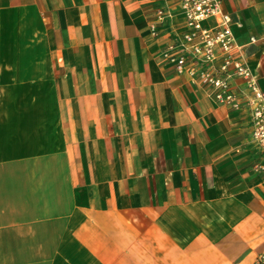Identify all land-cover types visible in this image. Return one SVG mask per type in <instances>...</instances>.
<instances>
[{"label":"crops","instance_id":"obj_1","mask_svg":"<svg viewBox=\"0 0 264 264\" xmlns=\"http://www.w3.org/2000/svg\"><path fill=\"white\" fill-rule=\"evenodd\" d=\"M220 1L264 95V0ZM185 31L177 0H0V264L264 256V155L164 59Z\"/></svg>","mask_w":264,"mask_h":264},{"label":"built area","instance_id":"obj_2","mask_svg":"<svg viewBox=\"0 0 264 264\" xmlns=\"http://www.w3.org/2000/svg\"><path fill=\"white\" fill-rule=\"evenodd\" d=\"M177 3L186 31L167 44L164 59L177 75H187L218 105L234 111L247 109L253 126L252 138L264 151V95L246 61L245 46L234 40L230 16L222 13L220 0H177ZM167 15L163 9L156 11V20L150 23L152 35ZM212 17L217 18V23L204 26ZM257 41V37H250L249 44ZM235 79H240L241 85L237 86ZM253 168L263 172L264 161ZM256 264H264V256H259Z\"/></svg>","mask_w":264,"mask_h":264},{"label":"rangeland","instance_id":"obj_3","mask_svg":"<svg viewBox=\"0 0 264 264\" xmlns=\"http://www.w3.org/2000/svg\"><path fill=\"white\" fill-rule=\"evenodd\" d=\"M249 116H250V114H249ZM250 127H251V138H252L253 126H252V123H251V118H250ZM252 141L256 145V147L259 150V152L264 155V151L259 147V145L255 142V140H253V138H252Z\"/></svg>","mask_w":264,"mask_h":264}]
</instances>
